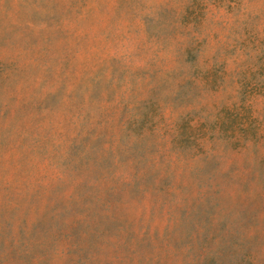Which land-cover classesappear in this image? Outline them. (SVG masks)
I'll list each match as a JSON object with an SVG mask.
<instances>
[{
  "label": "rangeland",
  "instance_id": "1",
  "mask_svg": "<svg viewBox=\"0 0 264 264\" xmlns=\"http://www.w3.org/2000/svg\"><path fill=\"white\" fill-rule=\"evenodd\" d=\"M0 264H264V0H0Z\"/></svg>",
  "mask_w": 264,
  "mask_h": 264
}]
</instances>
